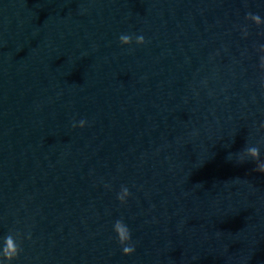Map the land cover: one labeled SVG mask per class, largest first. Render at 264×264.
<instances>
[{"label": "water", "instance_id": "95a60500", "mask_svg": "<svg viewBox=\"0 0 264 264\" xmlns=\"http://www.w3.org/2000/svg\"><path fill=\"white\" fill-rule=\"evenodd\" d=\"M248 146L264 0H0V264H264Z\"/></svg>", "mask_w": 264, "mask_h": 264}, {"label": "clouds", "instance_id": "9594fccd", "mask_svg": "<svg viewBox=\"0 0 264 264\" xmlns=\"http://www.w3.org/2000/svg\"><path fill=\"white\" fill-rule=\"evenodd\" d=\"M119 41L121 44H129L132 42V38L129 35L122 34L119 36ZM135 42L138 44H141L144 42V37L143 36H136L135 37ZM85 124L84 120L79 121V126L83 127ZM74 127L76 125H73ZM244 155L251 157L255 162L256 166L254 168V171L259 172V173H264V160L260 158V150L256 146H248L244 149ZM242 162V159L239 160ZM114 232L117 234V239L120 241L121 245H124L122 248V252L127 255L131 254L134 252V246H131L130 240H131V235L130 232L127 229L126 225H121L119 222H117L114 225Z\"/></svg>", "mask_w": 264, "mask_h": 264}]
</instances>
